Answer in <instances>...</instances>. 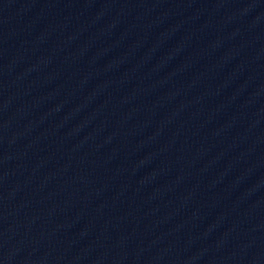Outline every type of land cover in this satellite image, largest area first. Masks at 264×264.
I'll list each match as a JSON object with an SVG mask.
<instances>
[{
	"label": "water",
	"instance_id": "water-1",
	"mask_svg": "<svg viewBox=\"0 0 264 264\" xmlns=\"http://www.w3.org/2000/svg\"><path fill=\"white\" fill-rule=\"evenodd\" d=\"M0 264H264V0H0Z\"/></svg>",
	"mask_w": 264,
	"mask_h": 264
}]
</instances>
